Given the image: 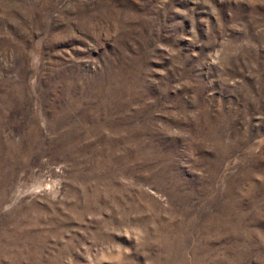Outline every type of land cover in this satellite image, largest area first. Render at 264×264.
<instances>
[{
  "label": "rangeland",
  "instance_id": "rangeland-1",
  "mask_svg": "<svg viewBox=\"0 0 264 264\" xmlns=\"http://www.w3.org/2000/svg\"><path fill=\"white\" fill-rule=\"evenodd\" d=\"M0 264H264V0H0Z\"/></svg>",
  "mask_w": 264,
  "mask_h": 264
}]
</instances>
